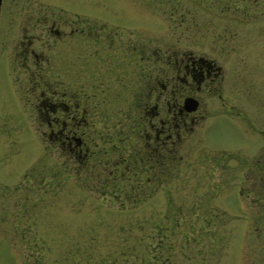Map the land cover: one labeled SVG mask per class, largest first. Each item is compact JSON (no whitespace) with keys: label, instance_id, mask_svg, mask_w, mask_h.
I'll use <instances>...</instances> for the list:
<instances>
[{"label":"rangeland","instance_id":"1","mask_svg":"<svg viewBox=\"0 0 264 264\" xmlns=\"http://www.w3.org/2000/svg\"><path fill=\"white\" fill-rule=\"evenodd\" d=\"M31 1L50 20L95 26L97 46L113 49L112 78L96 107L85 103L88 150L75 153L59 145L58 126L47 134L37 114L39 89L26 108L17 96L8 102L9 81L0 70L1 110L11 111V132L0 134V264H257L264 253V154L257 167L249 159L261 158L263 146L264 53L247 46L253 40L242 41L238 92L226 97L245 120L222 108L215 94L201 96L196 115L206 117L182 134L171 162L152 166L139 159L141 138L128 128L142 88L133 77L138 49L153 76L152 60L167 57L177 32L179 43L186 42L182 14L192 19L188 36L196 54L218 59L204 51L218 33L216 21L206 23L213 14L202 0ZM70 36L55 43L50 36L49 73L65 80L73 97L78 82L90 89L94 61L85 42ZM132 47L135 58L123 65L122 50ZM16 78L19 90L33 80L20 71Z\"/></svg>","mask_w":264,"mask_h":264},{"label":"flooded vegetation","instance_id":"2","mask_svg":"<svg viewBox=\"0 0 264 264\" xmlns=\"http://www.w3.org/2000/svg\"><path fill=\"white\" fill-rule=\"evenodd\" d=\"M201 3L205 5L206 12L213 14L207 16L206 23L209 25L210 22L216 21L218 26L217 35L209 41L211 48L203 50L212 51L218 59L196 54L191 44L194 38L188 36L191 27L189 22L192 19H187L182 14L177 16L178 25L188 23L183 27L186 42L184 45L179 43L177 32L171 47L164 50L167 57L162 58L159 54L152 60L155 69L153 76L146 75L145 52L142 47L138 49V72L133 77H137L142 88L137 92V118L133 126L128 128L137 132L141 138L139 159L152 166L164 161L171 162L174 148L183 138L182 134L189 136L206 117L203 114L196 115L201 96L211 97L215 94L222 108H228L237 117L245 120L239 104L236 101L228 102L226 97L231 94L235 96L238 92L239 74L236 66L241 61V52L245 46L242 41L253 40L254 43L247 46L256 53H264V0H202ZM37 6L38 8L34 9L31 0H0V70H3L2 74L7 76L9 81V86H3L4 94L8 102L17 96L20 105L26 108L28 101L33 103V92L39 89L37 98L40 105L37 114L45 120L47 134L53 133V127L58 126L56 138L60 146L70 151L75 150V153L87 151V136L84 133L89 124L87 100L90 99L95 107L103 100L101 95L112 78L110 68L113 49L107 47L104 51L97 46L98 34L92 24L86 28L80 21L67 22L70 25H66V22L58 17L50 20L43 8ZM177 6H174L176 12ZM70 35L74 36V40L85 42L88 50L84 52L94 61L92 77L90 82H87L90 89L84 92L83 83L85 85L86 82H78L73 97L66 89L65 80L52 78L49 73L54 66L50 63V36L55 43L70 39ZM134 50V47L122 50L123 57L120 60L123 65L129 66L131 60L133 61ZM130 51L133 52L132 57ZM122 64L119 66H123ZM227 68L231 71L229 76ZM18 71L32 74V83L27 85L25 90H19L16 78ZM34 71L40 72L37 77L34 76ZM21 93L31 97L23 98ZM188 98L197 103L193 111L183 108V102ZM105 99L108 100V96H105ZM10 118L11 111H2L0 106V134L8 130L11 132L7 124ZM200 119L202 121L198 123ZM260 133L263 140L259 154L261 158H257L258 154L252 155L249 159L251 168L257 167L258 159H263L264 132ZM89 141L97 145L95 137H91ZM257 264H264V253L258 258Z\"/></svg>","mask_w":264,"mask_h":264},{"label":"water","instance_id":"3","mask_svg":"<svg viewBox=\"0 0 264 264\" xmlns=\"http://www.w3.org/2000/svg\"><path fill=\"white\" fill-rule=\"evenodd\" d=\"M196 101L193 100V99H185L184 102H183V108L186 110V111H193L195 110L196 108Z\"/></svg>","mask_w":264,"mask_h":264}]
</instances>
